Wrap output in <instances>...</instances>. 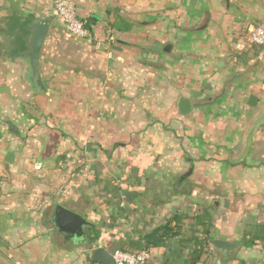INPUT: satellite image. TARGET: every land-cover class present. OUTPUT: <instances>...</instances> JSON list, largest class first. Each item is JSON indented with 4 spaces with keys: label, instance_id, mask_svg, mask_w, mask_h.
I'll use <instances>...</instances> for the list:
<instances>
[{
    "label": "crops",
    "instance_id": "crops-1",
    "mask_svg": "<svg viewBox=\"0 0 264 264\" xmlns=\"http://www.w3.org/2000/svg\"><path fill=\"white\" fill-rule=\"evenodd\" d=\"M72 1L94 20L92 40L56 18L36 91L32 23L54 2L0 0V264H100L55 231L54 201L101 228L95 246L144 244L164 228L148 264L191 257L180 240L193 232L165 230L175 214L190 224L206 208L213 238L242 243L264 223V124L242 162L228 158L251 97L264 102V46L246 43L264 26V0ZM123 19L132 27L117 30ZM181 97L201 105L182 114ZM200 264H264V242L230 255L210 245Z\"/></svg>",
    "mask_w": 264,
    "mask_h": 264
},
{
    "label": "water",
    "instance_id": "water-1",
    "mask_svg": "<svg viewBox=\"0 0 264 264\" xmlns=\"http://www.w3.org/2000/svg\"><path fill=\"white\" fill-rule=\"evenodd\" d=\"M56 18V14H47L36 18L32 23L33 31L30 36V51L28 52L26 61L31 76L30 82L36 91L46 90L42 82L39 61L43 43ZM165 50L170 51L171 46H166ZM243 75L244 73L235 74L227 81V84L242 78ZM198 105L201 104L193 103L189 99L181 97L178 107L182 114H188L193 107ZM251 105L254 106L253 113L246 123L239 143L230 151L228 159L231 163H239L245 159L251 147L252 137L255 131L259 126L264 124V102H259L256 96H252ZM50 222L53 224L55 231L62 234L65 240L74 242L78 246L84 248L85 255L88 256L91 261L100 264H114V258L110 250L104 246H95L94 243L90 242L88 233L90 232V227L94 226V224L87 220L81 213L54 201ZM163 229L164 228L155 229L145 234L144 240L149 243L158 244L160 232ZM210 245L227 255H230L231 252L242 247V243L240 242L218 238L211 239Z\"/></svg>",
    "mask_w": 264,
    "mask_h": 264
},
{
    "label": "trees",
    "instance_id": "trees-1",
    "mask_svg": "<svg viewBox=\"0 0 264 264\" xmlns=\"http://www.w3.org/2000/svg\"><path fill=\"white\" fill-rule=\"evenodd\" d=\"M94 20H87L86 26L91 29L92 23ZM123 25H120V22H115L114 27L117 30H127L132 27V23L129 21H126L123 19L122 21ZM189 215L186 214H175L173 215L165 225L166 232L169 233L170 231H173L175 228V231L173 232V235L180 234L183 227H188L193 234H191L188 237L182 238L180 241L182 245L185 247H188V249L191 250V257L187 259V264H200L201 258L205 253V248L210 246V240L213 239V236L210 231L211 227V217L208 212V210L205 208V210L201 214H197L193 216V222L190 224H186L184 222V219L188 218ZM172 223H175L172 228ZM201 231V236L196 235V232ZM105 233L101 230L99 226H93L88 234L89 240L92 243H96L97 245L101 243V240ZM243 246L245 247H253L257 241L264 242V223L255 224L252 226V229L245 232L243 238L241 239ZM152 243L145 242L144 244H141L140 240H133L130 239L126 243L120 245L117 248L111 247L110 244H107V248L111 252H114L116 249L121 250H129V251H138L143 248H148ZM159 244V243H158Z\"/></svg>",
    "mask_w": 264,
    "mask_h": 264
},
{
    "label": "built area",
    "instance_id": "built-area-1",
    "mask_svg": "<svg viewBox=\"0 0 264 264\" xmlns=\"http://www.w3.org/2000/svg\"><path fill=\"white\" fill-rule=\"evenodd\" d=\"M54 14L64 25L67 32L75 39L91 41L92 32L86 22L78 17L77 7L72 0H53ZM246 43L249 46H264V26L255 25L248 28ZM264 90V86H263ZM114 264H148L151 254L148 248L138 251L116 249L112 252Z\"/></svg>",
    "mask_w": 264,
    "mask_h": 264
},
{
    "label": "rangeland",
    "instance_id": "rangeland-1",
    "mask_svg": "<svg viewBox=\"0 0 264 264\" xmlns=\"http://www.w3.org/2000/svg\"><path fill=\"white\" fill-rule=\"evenodd\" d=\"M103 242V241H102Z\"/></svg>",
    "mask_w": 264,
    "mask_h": 264
}]
</instances>
